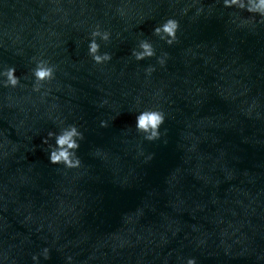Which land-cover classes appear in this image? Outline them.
Wrapping results in <instances>:
<instances>
[{"label": "water", "instance_id": "obj_1", "mask_svg": "<svg viewBox=\"0 0 264 264\" xmlns=\"http://www.w3.org/2000/svg\"><path fill=\"white\" fill-rule=\"evenodd\" d=\"M237 11L216 0H0V63L18 76L33 57L57 68L43 98L30 81L0 89V264H33L45 246L41 264H264V25L238 27ZM174 14L169 47L152 29ZM96 24L113 33L104 65L87 55ZM141 33L169 53L165 67L131 58ZM137 98L167 113V143L135 132ZM57 120L84 133L78 170L48 161L42 138Z\"/></svg>", "mask_w": 264, "mask_h": 264}, {"label": "clouds", "instance_id": "obj_2", "mask_svg": "<svg viewBox=\"0 0 264 264\" xmlns=\"http://www.w3.org/2000/svg\"><path fill=\"white\" fill-rule=\"evenodd\" d=\"M199 3V0H195ZM216 4H220L225 9H236L237 12L231 14L233 23L238 22V27L244 28L256 24L264 25V0H216ZM192 5L185 7L182 10V15H186ZM203 5L197 9V15L203 12ZM245 11L249 14L248 17H241L238 13ZM120 16L126 13L123 9L118 10ZM259 17V19H257ZM181 30V22L177 16L171 15L161 22L157 23L152 29V36L157 37L169 47L178 42V33ZM113 33L110 29L103 28L100 24H96L87 36V55L96 65L108 64L113 59V54L109 51H102V45L107 46L112 41ZM17 55L21 53L17 52ZM130 56L137 63L156 59V63L161 67H165L169 59V53L162 51L159 55L150 38L143 37L137 39L135 46L130 50ZM34 67L29 69L28 73L23 76L17 75V68L14 65L0 63V89H17L26 88L27 84L22 81L31 82V91L41 93V97L48 95L47 91H42L47 85L56 79L57 68L49 60L42 57H33L31 60ZM156 71L154 65L149 64L144 68L146 77H150ZM159 93H157V98ZM139 98L136 100L134 130L142 136L144 141L155 143L163 141V137L167 134V129L164 125L167 120V113L159 103H154L150 106L141 107ZM108 104L107 100L101 102L100 107ZM58 131H48L47 135L42 138V144L46 146L48 161L55 166H62L64 170H78L82 167V159L79 150L81 142L84 141V133L75 123H66L63 120H57ZM101 128L109 127L107 120H100ZM97 154L99 152L97 151ZM140 155H144L141 151ZM153 154H149L145 158V162L150 161ZM51 249L47 246L43 247L38 253H34L31 257L33 264H41L43 261L51 259ZM65 264H74V259L71 255L64 257ZM183 264H198L196 257H187Z\"/></svg>", "mask_w": 264, "mask_h": 264}]
</instances>
